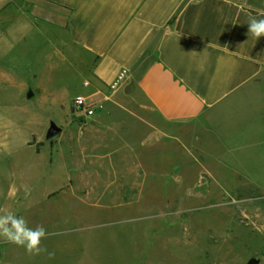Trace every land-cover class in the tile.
<instances>
[{"label": "rangeland", "instance_id": "rangeland-1", "mask_svg": "<svg viewBox=\"0 0 264 264\" xmlns=\"http://www.w3.org/2000/svg\"><path fill=\"white\" fill-rule=\"evenodd\" d=\"M94 62L25 0L0 7V215L47 231L38 255L0 237V264H264V147L226 110L161 119L135 85L104 105Z\"/></svg>", "mask_w": 264, "mask_h": 264}, {"label": "crops", "instance_id": "crops-1", "mask_svg": "<svg viewBox=\"0 0 264 264\" xmlns=\"http://www.w3.org/2000/svg\"><path fill=\"white\" fill-rule=\"evenodd\" d=\"M25 2L94 58L93 85L110 93L104 105L134 104L135 85L161 119L212 121L226 110L245 153L264 147V37L248 32L250 18L264 19V0Z\"/></svg>", "mask_w": 264, "mask_h": 264}, {"label": "clouds", "instance_id": "clouds-1", "mask_svg": "<svg viewBox=\"0 0 264 264\" xmlns=\"http://www.w3.org/2000/svg\"><path fill=\"white\" fill-rule=\"evenodd\" d=\"M248 32L255 38L264 37V19L250 18ZM47 231L42 225L35 228L28 226V220L12 212L0 215V237L5 242L24 247L30 255H38L46 249L41 248V241L46 238ZM54 255L49 253V256Z\"/></svg>", "mask_w": 264, "mask_h": 264}, {"label": "built area", "instance_id": "built-area-1", "mask_svg": "<svg viewBox=\"0 0 264 264\" xmlns=\"http://www.w3.org/2000/svg\"><path fill=\"white\" fill-rule=\"evenodd\" d=\"M74 105L77 111L83 114L85 117H91L95 114V105L89 103L88 99L83 96L76 97L74 100Z\"/></svg>", "mask_w": 264, "mask_h": 264}, {"label": "water", "instance_id": "water-1", "mask_svg": "<svg viewBox=\"0 0 264 264\" xmlns=\"http://www.w3.org/2000/svg\"><path fill=\"white\" fill-rule=\"evenodd\" d=\"M61 129L56 126V124L52 123L50 129L47 133L48 138H52L60 133ZM262 257L260 256H253L251 257L246 264H261Z\"/></svg>", "mask_w": 264, "mask_h": 264}]
</instances>
